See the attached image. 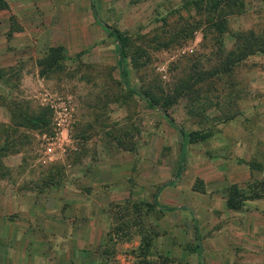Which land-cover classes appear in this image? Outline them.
I'll list each match as a JSON object with an SVG mask.
<instances>
[{"label": "rangeland", "instance_id": "374dc122", "mask_svg": "<svg viewBox=\"0 0 264 264\" xmlns=\"http://www.w3.org/2000/svg\"><path fill=\"white\" fill-rule=\"evenodd\" d=\"M94 3L127 36L129 84L199 139L174 180L180 134L123 88L89 0H0V179L38 211L0 239V264H264V196L225 207L230 186L264 181V0ZM171 180L157 201L178 209L160 212Z\"/></svg>", "mask_w": 264, "mask_h": 264}, {"label": "trees", "instance_id": "16d2710c", "mask_svg": "<svg viewBox=\"0 0 264 264\" xmlns=\"http://www.w3.org/2000/svg\"><path fill=\"white\" fill-rule=\"evenodd\" d=\"M213 4V3H212ZM215 6L212 7V9L217 8V2L214 3ZM89 8H90V12H91V16L94 19V21L103 29L106 30L108 36L113 40L114 42V53H115V61H116V65H117V71H118V77L119 80L123 86V88L127 91L128 94L131 95H135L141 99H143L146 103L147 106L150 108H154V109H158L161 114L164 116V118L166 119V121L168 122V124L176 129L179 134H180V145H179V156H178V163H177V167H176V171H175V177L174 180L178 179L182 169H183V162H184V157L186 154V145L189 143H193L195 142L197 139V134L192 133V132H186L185 130L179 128L175 122L173 121V119L166 114V112L159 108L157 106V104L155 103V101L153 99H151L147 94H145L143 91L132 87L128 80H127V71L125 68V45H126V41H127V36L121 32H119L118 30L111 28L107 25H105L100 18L97 15L96 9H95V3L94 0H89ZM246 43L247 40H244V47H246ZM249 54V52H244L240 58L242 56H245ZM25 121V125H28L30 123H35V118H29L24 116ZM174 180L165 182L163 184H161L160 186H158L154 192V195L152 197V203L151 206L158 209L160 212H169V211H175L178 208L175 207H169V206H162L159 204V202L157 201V197L159 195V193L161 192V190L167 186L173 185L175 182ZM264 196V181L260 182L259 184H255L252 185V187H247L246 190H241L238 189L236 187L230 186L227 189L226 192V198H225V207L229 210H233V211H238L240 209V207L243 205L244 201L248 200V199H255V198H262ZM181 209L187 210L189 212V210L187 208L182 207ZM194 225H193V234H194V240L196 243H198L199 238H198V232H197V226H196V221H194Z\"/></svg>", "mask_w": 264, "mask_h": 264}, {"label": "crops", "instance_id": "0c3cea01", "mask_svg": "<svg viewBox=\"0 0 264 264\" xmlns=\"http://www.w3.org/2000/svg\"><path fill=\"white\" fill-rule=\"evenodd\" d=\"M2 82V80L0 79V83ZM1 93H0V97H1ZM12 96V99L13 100H18L19 99V94L18 93H15L14 94H11L9 95L8 97H11ZM3 100V98H2ZM3 109V111H2ZM3 113V114H7L9 115V113H12V112H9L7 111V109L5 108V106L0 103V113ZM8 118V116H7ZM2 123H6L5 125L7 126L9 123L6 122V119H3V122ZM2 124L0 123V126ZM5 126V127H6ZM53 149V144H52V148ZM53 151L46 155L47 157V162L48 163H54V162H57V158L56 157H53ZM7 157H9V159H14L12 164L16 165V166H20L21 164V158L19 156V152L18 151H13V152H9L7 153L6 155ZM2 158H0V168H2V170L4 171L6 169V167H8V165L3 162L1 160ZM18 161V162H17ZM15 166V167H16ZM3 178L0 179V186L2 187L1 189H3V191L0 192V231H2L4 234L2 235V233L0 234V239H4V240H7L9 238H11L13 241H17V242H20L21 240V237H23V234H21L19 231V233H17V226L19 225L20 222H23L24 225H26L27 227V230L28 231H31L30 228H28V226L30 227L31 224L28 222V219L29 218H32L36 215V213H38L37 209L34 208V203H36V198L34 197V193L31 192L30 190H16L15 187H18L19 183H10L9 181H4L2 182ZM4 180H10V178L8 179L7 177H4ZM3 183V184H2ZM13 187V191L10 192L11 188ZM19 189V188H18ZM43 201V198L40 199ZM38 200V201H40ZM21 204V206H20ZM41 209H45V207H41ZM35 213V214H34ZM38 215V214H37ZM10 217H11V221H10ZM23 217V220L22 218ZM10 228H14L12 230L16 231V237L14 238L13 234L11 233L10 235H6V232L5 230L7 229H10ZM25 230L24 232L26 233ZM13 232V231H11ZM14 233V232H13ZM24 233V240L25 241H31L32 243H35L34 241H32L31 239L34 238L35 235H33L32 237H29L27 238V235ZM40 238H43V237H39V239L37 240V238H35L37 241H40L41 239Z\"/></svg>", "mask_w": 264, "mask_h": 264}, {"label": "built area", "instance_id": "2783aa9c", "mask_svg": "<svg viewBox=\"0 0 264 264\" xmlns=\"http://www.w3.org/2000/svg\"><path fill=\"white\" fill-rule=\"evenodd\" d=\"M62 110L65 111V107H63ZM55 125H56L57 129L64 130V126H63L64 125V120L62 118H59V119L55 118ZM52 144L51 143L47 144V146L45 148V153L47 155L50 154L53 151V149H51L52 148Z\"/></svg>", "mask_w": 264, "mask_h": 264}]
</instances>
